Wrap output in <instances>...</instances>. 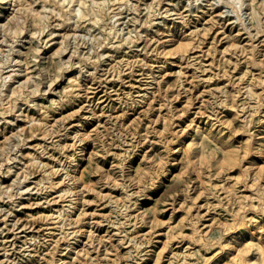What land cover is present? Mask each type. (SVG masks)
Returning a JSON list of instances; mask_svg holds the SVG:
<instances>
[{"label": "rangeland", "instance_id": "obj_1", "mask_svg": "<svg viewBox=\"0 0 264 264\" xmlns=\"http://www.w3.org/2000/svg\"><path fill=\"white\" fill-rule=\"evenodd\" d=\"M22 1L25 8L18 24L24 27V32L21 35L25 36L21 40H16L13 37L15 32L8 33L9 36L5 37L2 47L3 51L0 53V61L4 76L9 74L13 68L18 67L17 62H21L24 65L22 73H27L30 76L31 86H36L37 92L26 96L24 102L18 104L20 115L15 117L7 106L9 103V96L7 95L9 86L3 85V78H0V185L2 186L0 191L6 185L10 186L16 171L27 169L31 173L29 174V179L23 181L22 185L18 182L13 185L11 190V193H14L13 196H9V192L0 194V264H28L27 262L35 259H37L35 264H46L49 251L55 248H58L56 257H66L72 261L76 254L72 253L71 251L73 250H70V248L77 241L80 243L78 248L85 243V247L89 249L92 256L90 264H113L112 259L117 257L114 254L113 247L118 242L121 249L130 250L127 257L119 259L118 262L120 264H146L147 262V264H153L154 251L155 249L159 250L162 239H165L163 221L167 220L173 223L178 221L184 215L181 205H190L191 211H195L199 205H202V212L206 214L202 217V221L205 223L211 221L213 214L231 223V211L238 204L239 199H236V197L243 193L242 189L245 187L243 182L248 185L252 184V186L245 189L248 191L244 193L246 195L252 194L254 202L258 200L256 192H258L260 186L256 183L257 181H254L253 172H249L248 162H242L241 164L245 163V166L241 168L238 166L232 167L229 171L226 185H220L219 162H216L215 159L220 155L221 151L219 145L212 142L210 146L204 149L203 156L205 158L200 159L196 167L185 168L179 162L171 163L169 167L174 172L181 171L180 176L167 178L157 189L156 185H153L140 192L128 202V204H132L130 208H127V205L119 201L117 202L115 198L119 196L118 188L112 185L113 181L110 177H102L103 171H108L110 174L116 171V174L120 176L121 174L127 175L130 172L132 176L127 181L130 189H136L138 179L145 181L147 175L145 169L148 166V162L147 159L141 158L145 151L151 152L148 144L151 140L157 138V131L163 128V122L160 121V117L156 121L153 120L161 110L163 112L164 106H161L160 109L156 108L153 110L150 116H142L144 117L143 124L138 127L137 130L139 131L135 134H130V131L122 128L119 131L120 127H117L116 119L106 114L99 121L92 120L94 122L91 123L90 128L99 123L98 129H92L91 132L92 136L98 138L88 144L89 146L84 150L83 158H81L83 155L81 146L75 156L76 159L81 161L80 170L85 180L84 182L88 183L91 189L87 187L83 192L82 212L79 215L80 210H77L74 217L77 215L80 218V222H88V230L90 231L87 232H90V235L81 234L77 237L72 233V227H69V225L62 227L61 223L57 222L62 217L54 209L70 203L72 198L68 192L62 190L65 187V183L72 181L65 176L66 168L62 166V163L67 161L66 153L70 151L71 146L66 150H61L59 144L64 142L73 143L77 140L78 136H74V129L79 116L76 114L65 119L62 118L49 131L45 132L44 124L39 119L45 116L44 111L53 100H56L55 104H53V109L45 117L48 122H52L55 115L60 117V110L69 111L72 106L75 109L79 105H88L83 110L81 109L82 112L87 113H89L92 106L97 108L105 106L108 108L113 103V108L120 107L121 102L118 99V94L124 95L125 91H132L136 97L146 91L151 94V91L157 87L156 80L153 77L154 74L162 81L165 93L179 107L184 97L182 99L173 97L179 89L177 84L179 78L178 68H171L170 62H168L169 66L159 67L160 59L172 58L165 50L161 51L162 48L156 49L161 43L160 40L154 39L151 41V50L148 53L142 49L151 34L142 36V40L137 42L138 45L133 50L125 48L124 45L111 48V44H117L118 40L116 39H119L109 33L111 21L96 23L92 17L77 21L80 24L78 31L86 32L85 39L80 37L75 42L71 37L61 43L62 35L69 29L70 23L78 19L77 17L69 19L74 12V8L77 7L75 5L76 2H70L69 0ZM194 1L196 2V0ZM205 1L203 0V2ZM232 1L221 0L219 2V6L223 5L221 9L225 11V19L221 21L225 20V22L229 23L230 16L233 20V15L235 14L232 10L233 6L240 11L239 4L235 5ZM242 1H245L242 8L243 18L248 21L251 16L249 14L251 9L245 12L244 8L246 5L250 6V4L256 3L255 5L259 6L258 9H260V3L258 0ZM156 2L158 0H131L123 5L115 3L112 8L121 13L115 15L113 20L119 19L116 24L118 23L117 25L123 29V32L133 29L132 35H135L136 31L145 33L144 22L148 15L147 6L151 3L154 5ZM176 2L177 0H171V2H164L159 5L163 13L153 17H158V20L162 22L164 18L160 16L165 14V12L168 13L167 18L172 17L173 11L171 9ZM189 2L190 0H181L176 5H178L180 10H184L182 5ZM87 3L97 4L93 0H87ZM155 5L157 8L158 4ZM32 8L42 9L43 20H40L32 13ZM5 11L7 9L3 11V14ZM261 18L264 24V14H261ZM178 20L180 19H167L166 21L170 24ZM156 28L157 23L155 26H150V31ZM213 29L214 27L211 30ZM35 30L37 32L32 36L30 32ZM2 34L1 32L0 39ZM93 35H96L98 39L107 44L105 47L98 46L99 52H104L98 68L95 69L91 60L85 61V59L81 63V70L79 71L77 60L80 56L75 52V57L71 58L75 63L63 70L66 76L78 75L87 83V88L80 90L83 95L72 100L65 94L68 78L60 76L61 71L57 62L58 59L56 55L54 56L53 51L56 46L66 44L69 47L62 53L65 59L69 58L73 49H79L82 58L92 56L96 54V50L94 51V48H90L95 40ZM13 45H15L14 48ZM218 45L221 46V42ZM221 47L223 48L224 45ZM96 58L94 55L93 59ZM144 60L152 64V70H149L148 64L141 65ZM194 65H199V62L195 61ZM239 75L237 73L234 79H237ZM7 78H4V80ZM133 85L134 87H132ZM241 86L240 84H235L236 89ZM108 95L111 96L108 97ZM143 104L144 101H140L135 107L140 111ZM158 106L159 103H156V107ZM186 118V116H182L179 118V122L183 123ZM128 124L129 122L125 120V125ZM147 124L148 131L146 132L147 129L145 127ZM13 129H18L21 135L12 141L4 143V135ZM145 135H148V137L146 139L143 138V141L132 149L133 145L130 143H137ZM110 137H113L115 144H108L111 140ZM106 139H108L107 144L104 143ZM152 153L157 155L155 150ZM32 155L37 156L36 162L38 160L48 162V168L46 167V169L51 172L52 179L58 182L56 189L52 190L48 187L50 182L45 173V166L31 163ZM125 157L128 158L129 164L132 166L122 172L119 162L125 161ZM98 163L104 164V167L97 169ZM243 178L245 181H242ZM41 179L42 182H40ZM260 181L264 183V180L260 179L258 182ZM159 183L157 182L156 184ZM19 185L29 187V192L21 193ZM227 185H232L237 189L238 193L231 194ZM205 186L210 187L215 192L208 193L209 200L212 202V206L208 211L205 203L207 190L203 189ZM98 190H102V192H98ZM55 196L58 198V203L52 202L53 204H51L46 201L47 198ZM37 201H40V203H37ZM172 205H176L178 208L171 213ZM130 209H136L137 217L145 219L144 222L135 228H133L132 217L130 218V215L127 214L131 211ZM260 213L261 208L257 206L252 211H249L250 216H258ZM150 225L154 226L151 229L152 231L156 230L152 234L154 236H152L153 241L143 245L144 250H137L134 242L130 241L129 236L135 234L138 238L140 234H144L149 237L150 232L148 230ZM158 232H162V234L157 235ZM98 236L104 237V240L99 245ZM77 238L81 240H77ZM213 238H218V235ZM57 239H59L58 243L55 241ZM172 242L173 245H170V248L174 251L179 247L184 249L188 244V242H178L174 238H170V243ZM67 243H70V245L67 246ZM148 248L153 249L151 254H146ZM220 249L219 244H214L211 247L203 246V250L199 252L198 256L200 264H224L225 260H227L228 252L226 249ZM168 250V248L165 249L166 256L164 253L162 254V256L164 255V264L169 263L167 259L171 252L168 253ZM63 252L64 254H61ZM248 256L251 259L248 264H259L261 262V254L255 248H251L248 251ZM179 264L186 263L180 262Z\"/></svg>", "mask_w": 264, "mask_h": 264}, {"label": "bare ground", "instance_id": "obj_2", "mask_svg": "<svg viewBox=\"0 0 264 264\" xmlns=\"http://www.w3.org/2000/svg\"><path fill=\"white\" fill-rule=\"evenodd\" d=\"M69 1L76 2L75 5H77L69 19L72 17H77L78 19L70 23L69 29L62 35L61 43L66 39L69 40L71 37L75 42L80 37L85 39L86 32L78 31L80 24L77 21L92 17L96 23L111 21L109 33L119 38L116 39L118 40L117 44H111V48L124 45L125 48L133 50L138 45L137 42L142 40V36L151 34L142 49L148 53L151 50V41L154 39L160 40L161 43L156 49L162 48L161 51L165 50L172 58L160 59L159 67L164 68L165 66H169L168 62H170L171 68H178L179 78L177 84L179 89L173 97L176 99L184 97V99H182L180 107L175 104L173 99L169 98L165 93L162 81L154 74L153 77L156 80L157 87L151 91V94H148L149 91H146L136 97L132 91H125L124 95L118 94V99L121 102L120 107L113 108V103L108 108L105 106L99 108L92 106L89 113H87L82 112V110L88 107V105H79L75 109L72 106L69 111L60 110V117L55 115L54 120L48 122L45 120V117L53 109V104L56 102V100H53L45 109V116L39 119L44 124L45 132L49 131L62 118L65 119L76 114L79 116L74 129V136H78L77 140L73 143L64 142L59 144L61 150H66L71 146L70 151L66 153L67 161L66 163H62V166L66 168L65 176L69 177V180L72 181L65 183V187L62 190L68 192L72 198L70 203L63 204L62 207L54 209L62 217L57 222H60L62 227L66 225L72 227V233L77 237L81 234L90 235V232H87L90 231L88 230V222H80V218L77 215V217H74V214L77 213V210H80V215L82 212L81 205H83L84 201L83 192L87 187L91 189V186L84 182L85 180L82 177L80 170L81 161L75 157L78 148L81 146L83 150L81 158H83L85 154L84 150L89 146L88 144L98 138L92 136L91 132L92 129H98L99 123L90 128L91 123L95 120H101L100 118L106 114L116 119L115 122L118 123L117 127H120L119 131L124 129L130 131V134H135L139 131L137 130L138 127L143 124L144 117L142 116H150L153 110L164 106L163 112L161 110L157 117L153 119L156 121L160 117V121L163 122V128L157 131V138L151 140L148 144L151 152L145 151L141 158L147 159L148 162V166L145 169V173L147 174L145 181L138 179L136 189H130L127 184V181L132 176L130 172L127 173V177L124 174H121V176L116 174V171H113L111 174L108 171H103L102 177H110L113 181L112 185L118 188L119 196L115 198L117 202L119 201L127 205V208H130L132 204H128V202L140 192L145 191L153 185H156L157 189L167 178L180 176L181 171L174 172L169 167L171 163L179 162L185 168L190 166L196 167L197 162L205 158L203 156L204 149L210 146L212 142L217 143L221 151L220 155L215 159L216 162H219L220 185H226V180L232 167L238 166L241 168L245 166V163L241 164L242 162H248L249 172H253V179H255V182L257 181L256 183L260 186V189L256 192L258 200L254 202L252 194L246 195L244 193L248 191L245 189L252 186V184L248 185L243 182L245 186L242 189L243 193L236 197V199H239L238 204L231 211V223L215 214H213L210 222L205 223L202 221V217L206 215L202 212V205H199L195 211L190 210V205H181L180 207L184 210V215L178 221L175 223L167 220L163 221L165 225L163 233L165 239H162L159 250L155 249L154 251L153 264H164L163 256H166L165 249L167 248L169 249L167 252H171L167 259L169 261L168 264H179L180 262L200 264L198 256L199 252L203 250V246L211 247L214 244H219L220 250H227L228 256L224 264H248L251 261L248 256V251L251 248H255L260 252L261 262L259 264H264V183L262 181L258 182L260 179L264 180V24L261 18V14H264V0H258L260 9H258L259 6L255 5L256 3L250 4V6L246 5L244 8L245 12L251 9L249 12L251 16L248 21L243 18L242 14L245 1L233 0L232 2L235 5L239 4L240 11L233 6L232 10L235 14L233 15V20L231 16L229 17V23L225 22V20L221 21L225 19V11L221 9L223 5L219 6L221 0H206L205 2L203 0H196V2L190 0L189 3L182 5L184 10L178 8L176 4H179L181 0H177L176 4L173 3L174 7L171 9L173 16L167 18L168 13L165 12V14L160 16L164 18L162 22L158 20V17L153 16L162 14L163 12L160 10L159 5L164 2H171V0H158L155 3L158 4L157 8L152 3L147 6L148 15L144 22L146 32L136 31L135 35H132L133 29L123 32V29L117 25L118 23L116 24V21L119 19L113 20L114 16L121 12L115 11V8H112V6L115 3H119L120 5L127 4L131 0H93L97 4H88L87 0ZM137 5L139 6V4ZM24 8L25 5L22 0H0V33H3L0 39V53L3 51V43L5 37L9 36L8 33L15 32V36L13 37L16 40H21L25 36L21 35L24 32V27L18 24ZM6 9L7 11L3 14V11ZM42 12V9L32 8V13L40 20H43ZM176 18L180 20L173 21L170 24L166 21L167 19ZM156 23L157 28L150 31V26H155ZM213 27L214 29L211 30ZM36 32L37 30L30 32V34L33 36ZM93 37L95 40L92 42L90 48H94V51L96 50V54H94L97 57L96 59H93L94 55L82 58L79 49H73L69 58L65 59L62 53L69 47L66 44L56 46L53 51L54 56L56 55L58 59L57 62L61 71L60 76L68 78L65 94L72 100L83 95L80 90L86 89L87 83L78 75L66 76L63 70L75 63L71 59L75 57V52L80 56L77 60L79 71L81 70V63L85 59V61L91 60L95 69L98 68L101 57L104 55V52H99L98 46L105 47L107 44L98 39L96 35H93ZM219 42L224 45L223 48L221 47L222 45H218ZM14 47L15 45H13ZM195 61L199 62V65H194ZM16 64L18 67L13 68L9 74L4 76L0 61V78H3V85L9 86L7 92L9 103L7 106L13 112V115L18 117L20 115L18 104L24 102L26 96L36 93L37 88L36 86H31L30 76L27 73H22L24 65L21 62H17ZM145 64H148L149 70L153 69L152 64L148 61L144 60L141 65ZM237 73L240 75L237 79H234ZM22 74L24 75L21 76ZM6 77L8 78L4 80ZM236 83L242 86L236 89ZM110 96L108 95V97ZM140 101H144V104L139 111L135 106ZM156 103H159L158 107H156ZM182 116H186L187 118L183 123H180L179 118ZM125 120L130 125H125ZM104 125L106 126V124ZM145 129H147V132L148 124ZM20 135L21 132L18 129H13L4 135V143L12 141ZM147 137L148 135H145L137 143H130L133 145L132 149L142 142L143 138L146 139ZM110 139L108 144H115L113 137H110ZM107 141L108 139L104 143L107 144ZM153 150L157 152V155L152 153ZM36 159L37 156L32 155L31 163L45 166V173L50 182L48 187L52 190L56 189L58 182L52 179L51 172H49V169H46L48 162H43V160L36 162ZM124 159L125 161L119 162L122 172L126 168L130 169V166H132L129 164L127 157ZM102 167H104V164L98 163L97 169H102ZM30 173L27 169L16 171L12 177L10 186L6 185L0 191V194L9 192L8 195L13 196L14 193H11L13 185L16 182L22 185L23 181L29 179ZM122 175L124 176L122 177ZM242 181H245V179L243 178ZM40 182H42V179ZM157 182L160 183L156 184ZM21 185H19L21 193L29 192V187ZM227 186L231 194L238 193L237 189L232 185ZM203 189L208 191H206L205 196L208 211L212 206L208 193L215 192L207 186ZM98 192H102V190H98ZM201 192L203 191L201 190ZM46 201L51 204H53L52 202H59L57 196L47 198ZM37 203H40V201H37ZM256 206L261 208V213L258 216H250L249 211H252ZM177 208L176 205H172L171 213ZM130 210H128L130 212L127 214L130 215V218L132 217L133 228H135L144 222L145 219L137 217L138 213L136 209ZM153 228L154 226L150 225V229L148 230L150 232L149 237L144 234H140L138 238L135 234L129 236L130 241L134 242L137 250H144L142 246L153 241L154 236L152 234L156 231H152L151 229ZM159 234H162V232H158L157 235ZM216 235H218V238H213ZM170 238H174L178 242L185 241L188 244L184 249L183 247L178 248L177 245L178 249L174 251L170 248V245H173V242L170 243ZM97 239L99 245L104 240V237L98 236ZM58 240H55L56 243H58ZM77 240L81 239L77 238ZM118 243L114 244L113 247L114 254L117 255V257L112 259L113 264H120L118 262L119 259L127 257L130 252V250L121 249L120 243ZM79 244L77 241L70 248V250H73L71 252L76 254L72 261L66 257H56L58 248H55L49 251L46 264H90L92 256L89 249L85 247V243L78 248ZM69 245L70 243H67V246ZM152 250V248H148L146 254H151ZM163 253L164 255L162 256ZM61 254H64V252ZM36 261L37 259L30 260L27 263L35 264Z\"/></svg>", "mask_w": 264, "mask_h": 264}]
</instances>
